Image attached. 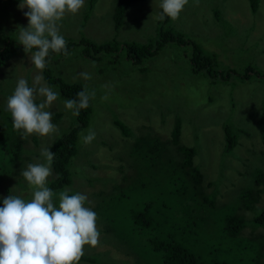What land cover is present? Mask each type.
<instances>
[{
	"label": "rangeland",
	"instance_id": "rangeland-1",
	"mask_svg": "<svg viewBox=\"0 0 264 264\" xmlns=\"http://www.w3.org/2000/svg\"><path fill=\"white\" fill-rule=\"evenodd\" d=\"M20 2L0 0V46L7 39L16 41L18 28L28 25L24 16L28 9H20ZM115 3L85 0L77 14H67L59 22L60 33L94 43L114 39L153 44L159 32L168 29L211 55L217 76L208 77L205 70L191 71V42L183 45L167 41L138 65L132 64L122 49L101 53L94 61L81 58L80 47L58 57L52 66L54 76L78 82L83 89L87 86L96 93L90 100L91 116L79 132L78 148L69 166L70 182L54 191L68 189L69 194L87 195L85 206L98 216L99 243L95 247L85 245L83 255L94 261L80 260L78 264L158 263L156 257L140 258L126 249L127 234L121 227L123 216L128 218L136 209V183L149 179L155 183L161 172L169 178L167 186L178 194L179 209L169 210L175 206L174 197L165 188L146 190L137 207L149 203L148 214L160 224L159 235L168 234L203 264H264V225L253 221L264 208V80L253 77L250 71V76H241L246 66L264 75V0H256L254 10L249 0H199L198 4L189 0L178 19L167 17L163 21L157 18L162 11L160 0H135L124 11L123 23L117 29L112 20ZM13 48L14 53L0 65V145L10 136L22 141L18 155L12 154V162H2V201L8 195L30 199L27 182L20 173L29 163L43 162L42 147L74 122L72 112L64 108L65 99L59 95L47 109L59 116L51 121L58 128L57 134L22 137L13 130L7 98L18 79L25 78L32 86L34 76L42 75L22 45ZM112 57L114 62H110ZM227 70L232 71L230 77L220 79ZM82 72L89 73L91 79L80 77ZM105 95L108 99L102 100ZM117 123L123 124L125 134ZM224 127L234 136L229 148ZM88 129L96 136L85 145L80 133L87 135ZM176 129V143L171 144V133ZM173 146L192 151L190 163L201 175L198 184L186 182L174 169L181 158ZM116 185L120 188L115 189ZM114 189L118 193L124 190V196L114 198ZM55 203L58 205V199ZM112 214L118 220L113 226L117 239L105 231L111 226L107 217ZM229 217L242 222L237 236L226 234ZM138 237L136 231L131 232L133 242L139 243Z\"/></svg>",
	"mask_w": 264,
	"mask_h": 264
},
{
	"label": "clouds",
	"instance_id": "clouds-1",
	"mask_svg": "<svg viewBox=\"0 0 264 264\" xmlns=\"http://www.w3.org/2000/svg\"><path fill=\"white\" fill-rule=\"evenodd\" d=\"M195 2L198 4L199 0ZM188 3L189 0H160L162 11L157 18L176 20ZM84 6L85 0H21L18 7L28 9L24 12L28 25L18 28L17 42L31 54L30 62L35 69L42 72L50 51L70 55L59 22L67 14H77ZM79 76L84 80L91 79L87 72ZM59 95L44 82L42 75L34 76L32 86L25 78L18 79L6 103L13 130L22 137L57 134L58 128L51 122L52 112L47 109ZM76 95V99L63 101L64 108L73 116L88 108L96 93L85 86ZM38 97L40 102H37ZM101 99L107 100L108 96ZM95 136L92 129H88L87 135L80 133L85 145L90 144ZM49 147L41 149L43 162L29 163L20 173L27 182L30 199L8 195L2 201L0 264H78L84 255V246L95 247L99 243L98 216L85 206L87 195L69 194L68 189L56 193L47 186L55 158Z\"/></svg>",
	"mask_w": 264,
	"mask_h": 264
},
{
	"label": "trees",
	"instance_id": "trees-1",
	"mask_svg": "<svg viewBox=\"0 0 264 264\" xmlns=\"http://www.w3.org/2000/svg\"><path fill=\"white\" fill-rule=\"evenodd\" d=\"M135 0H116V3L113 7L112 20L114 28H119L123 23V14L126 8ZM251 8L254 10L257 8L256 0H249ZM168 18L165 17L164 20ZM67 42V50L71 53L75 48L80 47L81 58L94 61L95 59L100 58L101 53H115L119 49H122L126 53V58L132 64H140V60L145 57H150L156 54V52L167 42V41H175L178 44L187 45L188 43H192L191 52L189 54V63L191 65V71L193 73L199 72V70H205L206 75L208 77L217 76L215 73V69L211 65H214L213 57L208 55V53H203L201 49L195 46V43L188 39L183 38L182 36L175 35L168 29L164 31H160L158 35V39L153 44H139L134 41H117L110 40L102 43H94L91 40L80 37L78 40H73L71 38L65 37ZM15 48L21 46L17 40H5L3 46H0V65L3 63L4 59L7 58L8 55L14 53ZM60 55H64L63 53L56 54L50 51L49 56L46 58V67L42 70V76L44 81L49 86H55L59 94L63 97V99H76L77 93L83 90L82 85L78 82H66L62 78L54 76L52 71V66L57 63L58 57ZM110 62H114V57L111 58ZM245 72L241 75L243 78L250 76L248 71L255 78H262L264 80V75L260 72L253 70L250 66H246ZM231 70H227L224 74L220 75V79H227L230 77ZM92 107L90 106L86 109H82L78 116L74 117V122L70 124V126L63 132H61L58 136H56L46 147H49V150L52 153H55V158L52 163L53 169V177L47 183L48 187L53 191H57L63 185H67L70 182L71 171L69 166L72 163V160L76 154V148H78L79 141V132L86 127L88 123V116H91ZM263 116H264V103H263ZM58 114L52 115V119L55 121L58 118ZM120 127L121 132L123 134L126 133V129L123 124L117 123ZM176 128V127H175ZM176 131H173L171 137V144L176 143ZM224 132L226 134V142L227 147L229 148L234 144V136L230 135L227 129L224 127ZM263 133V132H261ZM21 139L20 137L10 136L9 138L2 141L0 145V174H2V170L5 169L4 163L12 162V154L18 155L21 150ZM33 143L37 145L38 139L32 138ZM170 142V140H169ZM264 142V139H263ZM175 151L180 152L178 156H180L181 160H179V164L175 165L174 169H178L181 173L182 177L186 182H192L193 184H198L201 175L198 170L191 165L190 157L192 155V151L188 149L178 148L177 146H173ZM182 150V151H180ZM8 172V169H6ZM168 180V182H167ZM169 183V178L164 173L158 174V180L153 183L150 179L146 182L139 180V185L136 183V190H138V198L133 201V204L136 207L133 214H130L127 218L126 215L123 216L122 221V229L126 232V249L129 248L132 251H135L140 258L156 257L158 260L157 264H203L198 258H196L192 253L183 249L180 244L176 243L168 234L159 235L160 224L158 222H154L150 215L149 211V203L142 202V206L137 209L139 205V198L146 190H152L155 188H165L167 193L174 197V207H170L169 210L174 211L179 209L178 202L176 200L177 192L171 190L167 185ZM120 188L118 185L114 187ZM114 189V190H115ZM115 192L114 198H122L124 196V190H117ZM195 191H187L186 193H193ZM0 205L2 206V200H0ZM58 207V205H57ZM107 220L110 221L111 226L106 227L105 231L111 233L113 238L117 239V233L113 229L115 223L118 222L115 219V215H111L107 217ZM255 223L260 225H264V208L255 215L254 220ZM225 231L226 234L231 236H237L242 222L237 220L234 217H229L225 223ZM152 230L154 232H152ZM137 232L139 237V243H135L131 240L130 234L131 232ZM121 242V241H120ZM125 254H128L126 252ZM80 260H88L94 261V259L82 256ZM137 262L136 260H134ZM205 264V263H204Z\"/></svg>",
	"mask_w": 264,
	"mask_h": 264
}]
</instances>
